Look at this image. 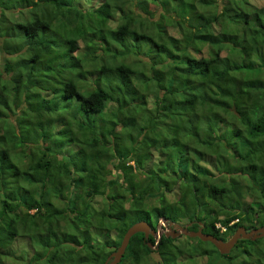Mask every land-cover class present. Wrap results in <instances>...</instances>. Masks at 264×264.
Wrapping results in <instances>:
<instances>
[{"label":"trees","instance_id":"16d2710c","mask_svg":"<svg viewBox=\"0 0 264 264\" xmlns=\"http://www.w3.org/2000/svg\"><path fill=\"white\" fill-rule=\"evenodd\" d=\"M87 2L0 0V264H103L138 221L260 227L264 0ZM185 238L117 264H264V236Z\"/></svg>","mask_w":264,"mask_h":264},{"label":"water","instance_id":"95a60500","mask_svg":"<svg viewBox=\"0 0 264 264\" xmlns=\"http://www.w3.org/2000/svg\"><path fill=\"white\" fill-rule=\"evenodd\" d=\"M162 220L161 218L158 220V222ZM158 222L155 226V229H151L148 224L144 221H138L133 223L131 226H129L124 234L122 235V238L120 240L119 245L117 248L112 251L105 259L103 264H117L119 262L120 257L122 256L124 249L128 243L129 238L135 234V233H142L143 237L147 239L148 236H151L153 238L154 243L151 244L149 242H146V245L151 249L155 250L157 243L160 238V234H162L164 237H169L171 239L178 237L180 235L186 236L189 238H197L201 242H209L219 254L224 255L227 254L230 249L234 246L236 241L238 239H249V240H255L257 238L264 236V220L262 222V225L257 228H253L250 230H246L244 227L239 226L237 227L234 232L231 234L229 238L226 240L218 239L210 234L203 233L201 231V228H198L197 230H187V225L181 226L175 223L169 222L167 225L161 224L162 228L161 230L158 228ZM162 222V221H161Z\"/></svg>","mask_w":264,"mask_h":264},{"label":"rangeland","instance_id":"374dc122","mask_svg":"<svg viewBox=\"0 0 264 264\" xmlns=\"http://www.w3.org/2000/svg\"><path fill=\"white\" fill-rule=\"evenodd\" d=\"M88 2L87 3H91L93 0H87ZM22 11H20V15H19V18H18V21H22V20H25L26 18H28L29 16H31L32 15V13L31 12H29V10H27V9H21ZM4 15H5V17H9L10 16V14H8V13H4ZM162 221V222H161ZM164 224V225H167L168 224V222H166V221H164V220H160L159 222H158V226L161 228V224ZM180 237V239L179 240H181V241H185L186 240V238H185V236H179ZM194 243H195V241H194ZM184 256H186V254H184ZM194 260H197V259H192V263H194V264H203L204 263V261H205V257H203L202 259H200L199 261L197 260V261H194ZM217 262H219L218 260H217ZM192 263H189V262H185V264H192Z\"/></svg>","mask_w":264,"mask_h":264},{"label":"built area","instance_id":"2783aa9c","mask_svg":"<svg viewBox=\"0 0 264 264\" xmlns=\"http://www.w3.org/2000/svg\"><path fill=\"white\" fill-rule=\"evenodd\" d=\"M216 227H218V228H219L220 226H219L218 224H216ZM220 229H221V230H223V228H220Z\"/></svg>","mask_w":264,"mask_h":264},{"label":"flooded vegetation","instance_id":"af4514ba","mask_svg":"<svg viewBox=\"0 0 264 264\" xmlns=\"http://www.w3.org/2000/svg\"><path fill=\"white\" fill-rule=\"evenodd\" d=\"M160 230H161V228L160 227H158ZM251 229H253V228H251ZM248 230H250V229H248Z\"/></svg>","mask_w":264,"mask_h":264},{"label":"clouds","instance_id":"9594fccd","mask_svg":"<svg viewBox=\"0 0 264 264\" xmlns=\"http://www.w3.org/2000/svg\"><path fill=\"white\" fill-rule=\"evenodd\" d=\"M169 223V222H168ZM161 228H162V226H161Z\"/></svg>","mask_w":264,"mask_h":264}]
</instances>
